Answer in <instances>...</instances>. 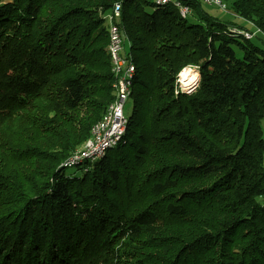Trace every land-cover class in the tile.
<instances>
[{
    "label": "trees",
    "instance_id": "trees-1",
    "mask_svg": "<svg viewBox=\"0 0 264 264\" xmlns=\"http://www.w3.org/2000/svg\"><path fill=\"white\" fill-rule=\"evenodd\" d=\"M0 0V264H264V0ZM133 59L123 139L64 166ZM206 4V3H205ZM227 11V10H226ZM197 68L190 92L179 72ZM79 166L80 176L66 168Z\"/></svg>",
    "mask_w": 264,
    "mask_h": 264
},
{
    "label": "bare ground",
    "instance_id": "bare-ground-1",
    "mask_svg": "<svg viewBox=\"0 0 264 264\" xmlns=\"http://www.w3.org/2000/svg\"><path fill=\"white\" fill-rule=\"evenodd\" d=\"M152 2L156 5H163L171 3L178 9V13L181 17L186 18L190 15L191 9L190 7L181 2L180 0H152ZM185 5L188 7V10L190 13L184 11L183 8L180 7L179 4ZM115 18L118 21V29L120 32L119 27V21H120V15H121V3L115 2ZM114 4L112 5V8L110 11H114ZM106 23H107V36H108V45L107 50L110 58V71L113 76L112 80V88L114 91V99L113 101L108 105L105 113L102 115V117L94 123L90 128V135L89 137L83 142V144L77 148L63 163L64 166H72L76 165L81 161L84 160H93L98 157H100L106 149L115 146L118 144L124 136L125 130H126V124H127V118L124 116L123 111L119 114V126L115 129V132L112 136L109 137V142H103V144L100 145L99 150L96 152H87L86 155H84L82 158H76L78 155H81L86 150L87 145H95V140H102V133H108V124H102L103 123V116L106 113H114L115 109L118 106V98L120 96V84L118 79V73L117 69L114 67L113 63V49H112V43H113V27L111 24L113 23V16L112 15H106L105 16ZM257 28V27H256ZM232 31H236L240 34H242L245 38L250 39L254 37L253 35H249L248 31L243 30H236L235 28L232 29ZM120 37L122 39V42H124V37L122 36L120 32ZM123 54H127V60H128V75L125 77H121V89L126 90L122 91V96L119 98V108H124L125 102L128 98H130L131 89L133 85V81L135 78V66L133 63V59L129 53L125 51V48L123 46ZM179 80L176 83V91H182V92H190L191 90H188L190 86L195 85L198 82L199 74L195 67L187 66L182 71L179 72L178 76ZM98 124H101V129H96V126ZM94 134V138H91V136Z\"/></svg>",
    "mask_w": 264,
    "mask_h": 264
},
{
    "label": "built area",
    "instance_id": "built-area-1",
    "mask_svg": "<svg viewBox=\"0 0 264 264\" xmlns=\"http://www.w3.org/2000/svg\"><path fill=\"white\" fill-rule=\"evenodd\" d=\"M206 4H215L219 6L222 10L226 11V5L221 0H203ZM181 8L184 9V11L189 12L188 7L185 5L179 4ZM108 15L113 16V23L111 26L113 27V43L112 49H113V63L114 67L117 69L118 73V79L120 84V96H122V90L121 89V77H125L128 75V60H127V54H123V46L124 42H122V39L120 37V32L118 29V21L115 18V4H114V11H110ZM241 30V29H238ZM248 31L249 35H255L257 33H261L259 28H256L253 26L252 30H243ZM179 80V77L176 79V83ZM196 85V84H195ZM190 86L188 90H193L194 86ZM119 98H118V106L115 109L114 113H106L103 116V123L102 124H108V133H102V140H95V145H87L85 152H83L81 155H78L76 158H82L84 155H86L87 152H96L99 150V147L103 142H109V137L112 136L115 132V129L119 126V114L123 111L124 108H119ZM96 129H101V124H98L96 126ZM91 138H94V134L91 136Z\"/></svg>",
    "mask_w": 264,
    "mask_h": 264
},
{
    "label": "rangeland",
    "instance_id": "rangeland-1",
    "mask_svg": "<svg viewBox=\"0 0 264 264\" xmlns=\"http://www.w3.org/2000/svg\"><path fill=\"white\" fill-rule=\"evenodd\" d=\"M148 1L152 2V0H148ZM203 8L206 9L211 15H213L215 17H218L222 21H225V22L226 21H233V17L228 12V8H227V11H224L219 6H217L215 4H205V3L203 5ZM188 18L192 19V16H189ZM234 20H236V19H234ZM251 42L254 45H257V46H259L261 48L262 47L264 48V43L260 40V38L258 39L256 37H253ZM131 110H132V101H131V98H128L126 100V102H125L124 109H123L124 116L128 117L130 115V113H131ZM261 127H262V130H263V136H264V117L262 118V121H261ZM78 167L74 166V167L66 168V172L68 174L72 173V174H74L76 176H80L81 173H82V170H81V168H78Z\"/></svg>",
    "mask_w": 264,
    "mask_h": 264
},
{
    "label": "crops",
    "instance_id": "crops-1",
    "mask_svg": "<svg viewBox=\"0 0 264 264\" xmlns=\"http://www.w3.org/2000/svg\"><path fill=\"white\" fill-rule=\"evenodd\" d=\"M234 19H236V20H237V18H233V20H234Z\"/></svg>",
    "mask_w": 264,
    "mask_h": 264
}]
</instances>
